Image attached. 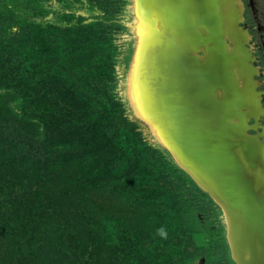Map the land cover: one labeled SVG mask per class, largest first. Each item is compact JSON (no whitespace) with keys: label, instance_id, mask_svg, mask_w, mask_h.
<instances>
[{"label":"trees","instance_id":"obj_1","mask_svg":"<svg viewBox=\"0 0 264 264\" xmlns=\"http://www.w3.org/2000/svg\"><path fill=\"white\" fill-rule=\"evenodd\" d=\"M8 11L0 9V193L8 195L0 264H197L199 256L211 264L203 252L220 240L206 247L192 235L204 225L196 206L206 193L126 115L113 91L109 24L14 21L12 11L6 24Z\"/></svg>","mask_w":264,"mask_h":264},{"label":"bare ground","instance_id":"obj_2","mask_svg":"<svg viewBox=\"0 0 264 264\" xmlns=\"http://www.w3.org/2000/svg\"><path fill=\"white\" fill-rule=\"evenodd\" d=\"M133 11L132 110L221 203L238 264H264V142L246 133L263 108L241 1L133 0Z\"/></svg>","mask_w":264,"mask_h":264},{"label":"rangeland","instance_id":"obj_3","mask_svg":"<svg viewBox=\"0 0 264 264\" xmlns=\"http://www.w3.org/2000/svg\"><path fill=\"white\" fill-rule=\"evenodd\" d=\"M242 6L241 20L239 26L246 31L247 37L244 40V47L250 55V63L256 70L252 73L256 90L260 96L261 107H264V0H240ZM10 7L13 12L12 19L21 21L27 19L32 22L42 24L55 23L60 25L73 24L79 18L84 21L105 20L109 24L114 42L117 44L115 52V84L113 91L123 102L126 115L133 120L147 141L161 149L166 157L176 166L183 170L195 184L203 190L206 195L198 199L199 206L197 213L202 218L203 224L198 232L193 233L196 243L208 247V242H212L216 237L220 241L214 248L208 247L206 255L211 264L217 261L224 264H236L231 255L230 245L226 236L225 212L218 199L207 189L198 185L192 175L185 170L173 158L170 152L159 145L149 129L148 125L138 118L132 110L126 94V77L130 68L135 49V34L133 23L135 21L133 11V0H0V9ZM3 17L4 23L9 20L10 12ZM10 14V15H9ZM9 18V19H8ZM13 29L17 24H13ZM246 29V30H245ZM229 45H233L230 39H226ZM201 53V52H200ZM255 66V67H254ZM260 91V92H259ZM246 133L256 136L264 142V111L257 114H250L246 120ZM189 195V194H187ZM8 195L5 192L0 193V201L8 204L6 201ZM220 204H219V203ZM202 203V204H201ZM222 206V207H221ZM5 207V206H4ZM10 207V204L7 206ZM13 247V245H11ZM8 248V253L13 252L12 247ZM197 264H202L204 258L199 256L195 258ZM39 264V263H38Z\"/></svg>","mask_w":264,"mask_h":264},{"label":"clouds","instance_id":"obj_4","mask_svg":"<svg viewBox=\"0 0 264 264\" xmlns=\"http://www.w3.org/2000/svg\"><path fill=\"white\" fill-rule=\"evenodd\" d=\"M157 234L160 235L161 237L165 238V239L167 238V232L165 231L164 228L158 229Z\"/></svg>","mask_w":264,"mask_h":264},{"label":"water","instance_id":"obj_5","mask_svg":"<svg viewBox=\"0 0 264 264\" xmlns=\"http://www.w3.org/2000/svg\"><path fill=\"white\" fill-rule=\"evenodd\" d=\"M246 30V29H245ZM247 31V30H246ZM255 67V66H254ZM256 70V68L254 69V71ZM260 92V91H259ZM263 111H264V107H263ZM219 203V202H218ZM220 204V203H219ZM221 205V204H220ZM222 207V206H221ZM225 224H226V222H225ZM226 236H227V231H226ZM227 239H228V236H227ZM229 242V241H228ZM230 251H231V249H230ZM231 255H232V257L235 259V257L233 256V254H232V251H231ZM235 261H236V264H238V262H237V260L235 259Z\"/></svg>","mask_w":264,"mask_h":264}]
</instances>
